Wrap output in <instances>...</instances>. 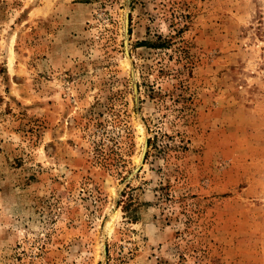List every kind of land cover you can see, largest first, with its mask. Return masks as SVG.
<instances>
[{"label": "rangeland", "instance_id": "374dc122", "mask_svg": "<svg viewBox=\"0 0 264 264\" xmlns=\"http://www.w3.org/2000/svg\"><path fill=\"white\" fill-rule=\"evenodd\" d=\"M264 0H0V264H264Z\"/></svg>", "mask_w": 264, "mask_h": 264}, {"label": "trees", "instance_id": "16d2710c", "mask_svg": "<svg viewBox=\"0 0 264 264\" xmlns=\"http://www.w3.org/2000/svg\"><path fill=\"white\" fill-rule=\"evenodd\" d=\"M259 23H260L259 29H261L264 35V12L260 15Z\"/></svg>", "mask_w": 264, "mask_h": 264}]
</instances>
